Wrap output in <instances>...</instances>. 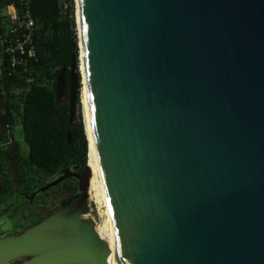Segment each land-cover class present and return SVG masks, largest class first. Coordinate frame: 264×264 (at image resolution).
Returning a JSON list of instances; mask_svg holds the SVG:
<instances>
[{
	"label": "water",
	"instance_id": "95a60500",
	"mask_svg": "<svg viewBox=\"0 0 264 264\" xmlns=\"http://www.w3.org/2000/svg\"><path fill=\"white\" fill-rule=\"evenodd\" d=\"M75 7L78 54L55 100L69 102L70 141L81 53L121 264H264V0ZM78 167L41 188L77 179L57 208L0 235V264H111Z\"/></svg>",
	"mask_w": 264,
	"mask_h": 264
},
{
	"label": "trees",
	"instance_id": "16d2710c",
	"mask_svg": "<svg viewBox=\"0 0 264 264\" xmlns=\"http://www.w3.org/2000/svg\"><path fill=\"white\" fill-rule=\"evenodd\" d=\"M25 2L35 20V57L25 69L13 70L8 55L0 56V140L6 134L12 137L11 124L18 120L27 153L21 156L15 139L0 144V202L11 196V175L17 179V186L29 192L66 166L78 165L80 172L90 150L80 107L67 141L69 102L66 99L57 104L55 100L57 73L65 66L68 84L71 54H78L74 0H0V11L12 4L20 12ZM9 28L10 21L0 12V39ZM73 185L70 178L66 179L60 190L65 192Z\"/></svg>",
	"mask_w": 264,
	"mask_h": 264
},
{
	"label": "flooded vegetation",
	"instance_id": "af4514ba",
	"mask_svg": "<svg viewBox=\"0 0 264 264\" xmlns=\"http://www.w3.org/2000/svg\"><path fill=\"white\" fill-rule=\"evenodd\" d=\"M12 139L14 138L10 137L9 134H6L5 137L0 140V144L7 145ZM77 169H75V171L80 173L81 171L78 172ZM60 171L29 192L25 191L22 185L19 184L17 186V179L11 175L14 184V186H12L11 196L6 197L2 202H0V205H2V207H7L9 211L8 214H5L2 218H0V233L14 232L34 223L43 215L57 208L60 202L73 192L77 184V179L74 176H68L57 184L41 190V188L53 180L60 173ZM69 178L72 180L74 185L65 192L61 191L60 185L64 180ZM1 189L2 188L0 186V191ZM44 208L46 209L44 210ZM15 210H17L18 214L13 215V213H10Z\"/></svg>",
	"mask_w": 264,
	"mask_h": 264
},
{
	"label": "bare ground",
	"instance_id": "6f19581e",
	"mask_svg": "<svg viewBox=\"0 0 264 264\" xmlns=\"http://www.w3.org/2000/svg\"><path fill=\"white\" fill-rule=\"evenodd\" d=\"M76 12H77V7H76ZM76 23H78V17L76 13ZM77 33H78V42L80 40L79 37V27L77 24ZM79 71L81 73V93H80V99L82 102V98H84V104L86 107V116H84L85 120V127H86V134L88 138V142H90V150L88 153V162L87 165L90 168V179H89V195L90 198H94L97 203L101 204L103 206V220L99 224H95V228L98 232V234L107 241L109 244V247L111 249V253L109 256V261L111 264H121L120 258H119V253H118V247H117V241H116V235H115V229H114V224L113 220L109 211L106 195H105V190H104V185L102 182V177H101V172L99 168V163H98V158L97 154L95 151L94 143H93V138H92V130H91V125H90V120H89V111H88V103H87V97H86V90H85V84H84V75H83V65L81 62V53H80V62H79ZM83 91V93H82ZM85 111V110H84ZM84 114V113H83ZM98 207V205H97ZM100 213V212H99Z\"/></svg>",
	"mask_w": 264,
	"mask_h": 264
},
{
	"label": "built area",
	"instance_id": "2783aa9c",
	"mask_svg": "<svg viewBox=\"0 0 264 264\" xmlns=\"http://www.w3.org/2000/svg\"><path fill=\"white\" fill-rule=\"evenodd\" d=\"M67 6L64 3L63 7ZM5 12L10 21V28L0 39V56L2 53L8 55L10 67L14 70L17 67L27 66L29 59L35 57L34 43L32 40L35 20L31 15L27 2L20 12L12 4L6 6Z\"/></svg>",
	"mask_w": 264,
	"mask_h": 264
},
{
	"label": "rangeland",
	"instance_id": "374dc122",
	"mask_svg": "<svg viewBox=\"0 0 264 264\" xmlns=\"http://www.w3.org/2000/svg\"><path fill=\"white\" fill-rule=\"evenodd\" d=\"M74 9H75L74 10V14H75V13H77L76 12V7ZM5 11H6V7L1 9L0 12L5 14ZM75 19H76V14H75ZM81 86L82 85L80 83V88H81ZM82 93H83V91H82ZM78 106L80 107V111L82 113V117L86 116V107H85V104H84V98H82V102L81 103L78 101L77 109H78ZM81 106H82V108H81ZM77 109H76V112H77ZM10 128H11L12 137L15 139V141L18 143V145L20 147L21 156H25L26 153H27V144H26V142L23 139V131H22L21 123L18 120L14 121L11 124ZM88 205H89V211L86 214V216L92 218L94 220L95 224H99L104 218L103 213L101 214V212L103 211V206H101V204L97 203V201H95L94 198H90V195L88 197ZM97 205H98V207H97ZM45 209L46 208H44V210ZM8 213H9L8 209H6V207H2V205H0V218H2L5 214H8ZM10 213L11 214L13 213V215L18 214L17 210H15L13 212H10ZM8 221H11V220H8Z\"/></svg>",
	"mask_w": 264,
	"mask_h": 264
},
{
	"label": "crops",
	"instance_id": "0c3cea01",
	"mask_svg": "<svg viewBox=\"0 0 264 264\" xmlns=\"http://www.w3.org/2000/svg\"><path fill=\"white\" fill-rule=\"evenodd\" d=\"M6 11H7V8H6ZM6 11H5V12H6Z\"/></svg>",
	"mask_w": 264,
	"mask_h": 264
}]
</instances>
